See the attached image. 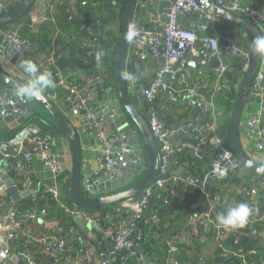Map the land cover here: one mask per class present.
Returning a JSON list of instances; mask_svg holds the SVG:
<instances>
[{"label": "crops", "instance_id": "1", "mask_svg": "<svg viewBox=\"0 0 264 264\" xmlns=\"http://www.w3.org/2000/svg\"><path fill=\"white\" fill-rule=\"evenodd\" d=\"M40 1L45 3L46 8V0ZM237 1L242 8L246 6H253L257 8L258 14L256 16V20L258 23L256 25L262 32V30H264V0ZM19 2L20 0H0V11L2 13H6L15 8ZM69 4L74 14L79 17L80 13L77 10V0H69ZM154 6L156 5L153 4L152 8ZM94 13L96 15V17L93 18V23L95 26L94 31L99 34L101 33L100 30L102 25L100 18L101 15L96 12ZM233 13L245 17L241 11H235ZM163 18H160L158 22L150 20L149 23H146V25L149 27L146 29L156 31L154 27V25H156V32L161 31L167 23L165 19L163 20ZM179 19L184 26L197 29L204 35L213 36L216 33L215 27L211 23L205 21L201 14H194L192 11H185L180 15ZM136 20L137 21H135L134 24L140 28L139 26H142L141 23L143 22L141 17L137 15ZM199 22L201 25H199ZM119 23L120 22L115 23L112 26L115 32L120 28ZM14 27L15 26H12L11 28ZM233 28H236L234 24ZM230 30L231 28H227V31ZM239 30L242 34V37L237 40L240 45L243 46L242 56H247L250 54L249 51L251 50L252 46V37L243 26H239ZM32 31L33 33L39 32H34L33 28ZM229 36L236 38V36H234L232 33H230ZM31 44L38 45L37 41L29 42L28 46ZM138 49L139 50L136 52V56L138 57L139 62L134 63V72L141 78V80L136 83V89L139 92L154 78L158 63L152 57L147 56L146 53L144 54L143 51L148 52L147 50L144 48L142 50L141 47ZM203 52V48H199L197 53L189 52L190 56H186L185 64L182 66L177 64L176 71L172 74H168L169 77H165L166 81L171 82L173 86L183 94L182 96H176V98L173 99L186 101V103L179 104L171 102V100L168 98L169 95L163 91L160 92L155 101L151 102L145 99H138V94L133 96L134 103L145 116L150 115L149 112L145 113V108H147V106L152 110L155 109V107L158 108V111L154 113L160 114L162 116L161 123L164 127L171 131L170 143L174 150V156L176 159L180 157L182 160L181 162L177 160V162L169 168V181L167 182V190L162 193V187L155 188L154 196L146 208V212L142 220V224H145L146 231L144 244L136 249L135 256L131 258H127L129 250L122 249L118 251L116 254L110 257V264H154L155 262L170 264L173 259L174 263L176 264L180 257L184 258L187 262L197 260L199 264H223V257L225 254L217 251L218 244L222 239V236L220 238L217 236L216 230L212 228L213 224L212 219L210 218L211 216L207 217L206 214L208 212H210V214L215 213L216 210H221L222 213H224L230 206L247 202H250V208L253 210V212L248 219L247 230L240 232V234L251 237V235L254 234V230H257V233H259L261 236L258 239L251 237L256 242L254 248H259V252L263 251H260V248L264 249V188L258 183L254 182L255 178L252 174L240 167L230 165V168L225 169L227 173V179L224 180L220 178L216 180L215 185L211 186L210 188L213 191H211L212 195H214L212 202H210L208 199H206L204 202H199V197L201 191H203V188H187L184 183L178 181L179 177L187 175L207 176V174L212 170L215 152L219 149V144L215 143L202 147L201 142H196L194 146H190L189 141L192 140L196 134L198 135V132H188L186 139L189 141L185 142L184 145L181 144L180 147L179 144L182 143V138L178 135L182 131L180 125L185 122H187L188 125L194 123H203V127L206 128L208 127V122L219 124L220 129L215 131L216 136L223 140L228 138L229 122L234 101L232 95L223 92L215 97L213 104H208L207 106L202 104L201 99L209 98L212 95L215 86L219 83L231 88L232 94L233 92L236 94L238 85L242 78L243 65L241 64L243 63V60L240 59L241 55H236L237 57L235 60H237L238 64L236 70H233V68L230 66H228L226 69V71L230 70L231 72L230 78L227 76L219 78L217 68H215V66L212 64H207L198 68L196 67V65H199V63L204 59L212 60L213 58L217 57L205 56L203 55ZM102 53L103 56L100 63H107L109 58L114 61V54L108 55V52L106 53L104 50ZM44 54L45 53L40 50L38 45L37 50L30 53L24 51L20 54V57L24 58V60H33L37 62L38 66L40 57ZM141 54H144L145 58H141ZM10 56L5 57L2 55L5 60H8ZM81 60V64L83 66L82 72L80 73L77 70H71L70 76L76 78L74 80H76L77 83L81 85L85 92H89L90 97L86 107L82 110H75L64 103L62 99L54 102L77 128L88 121L92 111L104 110L108 96V89H110V85H113V83L109 82L105 72L101 71L104 66H99L95 61L96 56H93L86 51L82 53ZM221 63L222 65L227 64L223 60H221ZM183 67H186L187 72L176 77L177 73ZM13 69H15V65L12 67V69L6 70L12 73ZM260 69L264 71V59ZM80 74H102L104 76L93 82H87L80 79ZM189 82L194 85L195 89L198 87V96H193V94H191V89L188 85ZM15 92V90L0 82V96L9 95L12 97V99H14L13 96L15 97ZM45 92L47 93L48 90ZM43 94L47 96V94ZM117 96L114 95L113 99L116 100ZM191 97L196 99L195 105L187 102V98ZM75 98L77 99L78 97L76 96ZM25 99L32 106V110L35 114L43 116L47 123H51L53 126H56L57 129L53 130V128H51L49 125H46L43 123V121H40L39 118L34 117V119H32L29 124L31 126L29 128H33L35 130L34 132L26 134L21 140L12 141L10 139L7 142H3L2 146L0 147V149L5 152V154L0 153V170H3L2 172H5V175L8 177L13 178L14 183L18 186L17 192H13V195L10 194L12 196H7L6 187L0 191V203L2 204L0 207V221L3 223L4 228H6L8 231V239L3 240L0 238L2 241V243L0 242V252L4 250V245L8 250H10V252L12 251L14 254H18L19 256V259H16L15 261L7 260V262L2 264H30V260L36 264H64V262L71 264L72 260L69 262V247L72 246L73 248L74 243L77 244V249L84 253L83 255L85 258L83 264H99L105 260L104 257L107 256V252L111 251L114 242L111 236H107L105 234V231L109 229L113 223L117 224L123 221L129 223L127 219V216H129V209L124 207L122 203L112 205L113 210L116 211L115 215L109 214L102 219L100 217V213H97L96 217H94V221L100 223V227L92 228L90 231H88V233L84 232L82 229H79L78 226L73 222L74 217L70 215L72 219L67 221V230L61 234L62 239L65 242V250L60 254L54 255L53 253L46 251L42 244H37L33 241L34 237H39L42 235H58V233L62 232L64 226L59 219V212H61L60 209L62 207L59 203H51V201L54 200L51 196V189L54 188L56 183V178L52 170L41 161L38 155H33L31 157L29 166L27 168H22L20 163V159H22V150L26 145L30 146L28 149L31 148L29 139L35 135H40L42 137L47 135L55 136L56 145L53 149V152L58 155L60 163L64 169V174L57 180L58 187L61 192V201L68 207L74 208L69 203L65 194L66 190H68L70 186L72 151L69 141L64 136L60 126L57 125L47 109L36 100L31 98ZM171 110H173L174 115H172L173 112ZM251 110L252 108L245 104L239 123V136L241 145L248 158L256 163L264 165V152L258 151L256 149L255 142L248 139L245 135L246 122ZM253 110L259 112V105L257 104L254 106ZM134 128L138 138L140 139L142 153L147 158L144 140L136 126H134ZM104 129L106 134V128ZM210 131L213 132V129L210 128ZM79 134L82 143L83 180L87 174L103 165L104 160L101 158L103 147L97 138H90L86 133L81 131ZM116 135H113L112 138H118ZM13 150H15L17 154H14ZM116 150H118V148L115 145L113 151ZM13 154L17 156L15 157ZM256 179L263 182L264 185L263 177H257ZM245 186H257L259 188V193L256 195H250L244 189ZM119 190H114L112 192ZM254 196L255 198L251 200ZM223 197H225V200H223ZM223 201L226 202L224 203ZM212 203L216 204L215 212L212 211ZM205 208L208 210L204 211ZM28 209L34 210L36 212L45 210L46 213H42L40 215L44 216L43 222H32L34 219L33 218L25 220L23 223L16 225L11 220V214H21ZM195 214L199 215V221H195L193 219V215ZM110 220H112V222ZM201 220L202 222H200ZM204 220H206L207 223H205ZM76 230H79L84 238L82 239L81 237L75 242H72V236ZM10 232H15L17 237H9ZM8 241H10L11 245L8 244ZM81 241H84L85 244H83ZM167 241L170 242L171 246L167 245ZM168 248L172 249L170 253L167 252ZM65 252H67L66 255ZM139 252L145 253L149 260L146 261L141 259L139 257ZM73 258L75 257L73 256ZM125 260L126 263H124Z\"/></svg>", "mask_w": 264, "mask_h": 264}, {"label": "water", "instance_id": "2", "mask_svg": "<svg viewBox=\"0 0 264 264\" xmlns=\"http://www.w3.org/2000/svg\"><path fill=\"white\" fill-rule=\"evenodd\" d=\"M173 1L174 0L125 1L122 23L120 25L119 41L114 57V73L113 77L109 79V82L113 83V85H110V89H108V96L106 104L104 106V110L92 111V113H96L97 115L106 118L104 127L106 128V136L109 140L115 141L114 143L118 145L119 142L112 138L113 135L115 136L116 134L118 138L127 137L129 139L128 145L122 151L121 159H116V156L119 152L118 150L113 152L114 160L112 163V167L118 171L120 175L119 180L110 179L109 177H102L100 178L99 183L96 185H85L82 180L83 156L82 143L78 128L72 121H70V119L64 114V112H62V110L44 94L40 98H31L41 103L47 109L57 125L60 126L61 130L64 133V136L69 141L72 151V168L67 198L69 203L76 209L87 212L90 210H99L106 206L121 204L126 200L137 197L148 188L153 187L155 184L156 178L158 177L160 164L159 154L162 151L160 150L159 142L156 140L153 131L150 128L151 115L145 116L133 101V96L139 93L136 89V83L141 80V78L134 72V63L139 62V59L136 56V52L139 50L138 48H140V46L133 40H126L125 34L133 26L135 27V29L138 28L134 24L135 21H137V15L140 16L141 20L143 21L141 23L142 26H139L140 29L149 28L146 25V23H149L151 20L148 9L150 7L152 8L153 4L156 5L152 8L154 11H161L163 8H165L167 10V14L169 15ZM195 1L198 2L204 10H211L216 16L226 21H230L236 26V28L232 27L230 31H227L225 33V36H229V34L232 33L234 34V36H236V40L239 39L240 37H242L239 26H243L252 37V46L251 50L249 51V53L251 54V64L248 70L242 73V78L235 94L229 122L228 138L223 140L219 139L216 136L215 131L220 129L219 124L208 122V127L206 128L203 127V123H194L188 125V123L185 122L180 125L182 128V131L178 134L179 137L182 138V143L179 144L180 147L181 144L184 145L185 142L189 141L186 139V135L188 132H198V135L196 134L195 137H193V139L189 141L190 146H194L196 142H201L202 147L208 144H218V142H223L229 145L231 148L230 154L228 155L227 159H225L221 163V167L218 171L209 172L207 176L199 175L200 179L204 181L203 191H201L199 202H204L206 199L212 202L214 199V195H212V190L210 188L211 186L215 185L216 180L220 179L225 174V169L230 168V165L240 167L252 174L255 178L254 182L258 183L264 188L263 182L256 179L257 177L264 178V171L259 170L263 164L256 163L248 158V156L243 151L239 136V123L241 115L246 104L247 96L251 91L254 76L262 65L264 55L258 54L253 47L254 39L257 36L262 35V32L251 19L239 16L238 14L230 12L220 6L214 5L212 0ZM196 13L200 14L199 12H194V14ZM45 14L46 8L43 1L20 0L15 8L0 15V82L15 91L18 85L27 83L29 79L28 75L21 68V64L26 60H24V58H21L20 54L24 51L29 53L33 52L38 49V45L31 44L28 46V44L26 43L20 45L14 44L13 42L10 43V47L12 50L10 54L11 56L9 55L10 58L8 60H5L2 57L3 49L1 45L13 38V34L10 31V28L25 16H29L31 18L32 28L34 29V32H38L40 17L45 16ZM168 15L163 18V20L165 19L166 22L169 19ZM92 17H96L95 13H92ZM199 25H201L200 22ZM154 27L157 31V26L154 25ZM222 42V38H219V44H221ZM242 48L243 46L241 45L240 49H226L224 51L221 50L218 55H215L217 56L216 58H213L212 60L204 59L199 63V65H196V67L198 68L200 66L212 64L213 66H215V68L218 69L222 66L221 60H223L225 61V63H227L226 65L233 68V70H236L238 65L237 60H235L236 57L241 55L240 59L243 60V63L241 65H244V62L247 59V56H242ZM46 56V54L41 56L40 62L43 61ZM186 56H190L189 52ZM14 65L15 69H13L12 73L6 70L12 69ZM39 68L40 71H43V68L41 66ZM186 72V67H183L177 73L176 77ZM122 74L130 75L131 77H133V79L126 80L122 78ZM230 75V70L223 72L224 77L227 76L230 78ZM166 77H169V75H167ZM188 85L191 90L194 89V85L191 82H189ZM113 86H115L117 90L116 94H114L112 91ZM114 95H118L116 100L113 99ZM13 98L14 99H12V105L4 107L0 106V147L2 146L3 142H7L10 139L12 141L21 140L26 134L35 131L33 128H29L31 127L29 125V118L35 114L32 110V106L27 102L25 98L18 97L16 95L15 97L13 96ZM168 98L171 100V102L174 103H186V101L173 99L169 96ZM13 109L23 110L24 113L19 114L13 112ZM3 110H6L4 115L1 114V111ZM111 111H113L114 114L112 117H109ZM157 111V107H155V109L153 110L148 106L147 108H145V113L149 112V114H151ZM171 111L173 112V110ZM172 115H174V112L172 113ZM37 118H39L40 121H43L44 124L49 125L51 128H53V130L57 129L56 126H53L49 122L47 123L43 116L37 115ZM156 118L158 121L162 120V116L160 114H156ZM134 126H136L144 140L147 158L142 153L140 139L138 138L134 130ZM209 127L213 129V132L210 131ZM170 139L171 136L167 139L168 142H170ZM29 147L30 146L26 145L25 149H28ZM0 153L5 154V152H3L1 149ZM13 153L17 154L15 150H13ZM131 153L141 156L142 160L139 164H135L130 161ZM14 156L16 157L17 155ZM101 158H103V156H101ZM2 171L0 170V178L2 179L6 187L7 196L15 191L17 192L18 186L14 183L13 178L8 177L7 175H5V172ZM167 188L168 186L164 185L162 187V193H164ZM114 190L119 191L112 192ZM254 198L255 196L251 200H253ZM223 200H225V197H223ZM223 202L225 203L226 201ZM245 204L250 207V202H247ZM212 205V211L215 212L216 204L212 203ZM73 217V222L78 226L79 229H82L86 233H88V231H90L92 228L100 227V223L89 221L84 214H78ZM199 218V215H193V219L195 221ZM127 219L129 223L136 222V220L131 219L129 216H127ZM43 220L44 216L39 215L38 217L34 218L32 222L42 223ZM110 221L112 222V220ZM200 222H202V220ZM204 222L207 223L206 220H204ZM260 236L261 235L259 233H254L251 235V237L257 239L260 238ZM81 237L82 239L84 238L81 232L79 230H76L74 235L72 236V242H75ZM0 238H2L3 240L8 239V231L6 228L0 230ZM0 242L2 243L1 240ZM81 242L85 244L84 241ZM8 244L11 245L10 241H8ZM3 249L4 250L0 252V264L7 262V260L15 261L16 259H19L18 254H14L12 251L10 252V250H8L4 245ZM69 249L70 262L74 256V249L72 248V246H70ZM64 264H67V262H64ZM170 264H175L174 259Z\"/></svg>", "mask_w": 264, "mask_h": 264}, {"label": "built area", "instance_id": "3", "mask_svg": "<svg viewBox=\"0 0 264 264\" xmlns=\"http://www.w3.org/2000/svg\"><path fill=\"white\" fill-rule=\"evenodd\" d=\"M66 0H46V14L45 16L40 17V23L47 22L49 20H54L53 12L55 10L54 3L59 4ZM83 5L87 4V1L82 2ZM213 4L230 10L232 12L241 11L243 16L251 19L255 24H257L256 16L258 14L257 8L253 6L241 7L237 0H213ZM185 11L199 12L202 18L211 23L215 27V35H204L200 31L194 28L186 27L180 22V15ZM158 12V13H157ZM149 13L151 20L158 22L160 18L168 15L167 10L164 8L161 11H154L151 7L149 8ZM3 14L0 11V15ZM169 19L165 24L164 28L159 31H152L150 29H140L136 28V37L135 41L143 50L144 54L152 57L157 61L158 66L154 78L149 82L148 85L144 86L138 93V99H145L149 102L155 101L160 92H166L171 98H176V96H182V92L179 91L176 87L173 86L171 82L165 80L166 75L172 74L176 71V65L180 64L181 66L186 62V55L188 52L197 53L199 48H203V54L208 57H213L218 55L221 50L226 49H240V43L232 36H225L227 28H232L233 24L230 21H226L218 16H216L211 10H204L198 2L195 0H174L170 9ZM23 25H17L14 28H11L10 31L13 34V38L4 42L1 47L3 49V55L5 57L11 54L10 43L14 44H28V39H25L20 31L22 30ZM100 34V33H99ZM262 35H264V30H262ZM219 38H222V44H219ZM100 37L99 36H90L85 39L82 43V47L85 51L89 52L91 55L96 56L97 52H102L100 50ZM223 47V48H222ZM144 54H141V58H145ZM65 57V53L58 51L55 47L47 54L46 58L40 62V66L43 68V71H50L52 73V78L55 82V87L50 88L47 92V97L56 102L59 99H62L64 103L69 105L72 109L82 110L86 107L88 99L90 97L89 92H85L82 89L81 85L77 83L76 80L70 78V71L63 69L60 66V61ZM264 59V58H263ZM251 64V55H247V59L244 62L242 73L246 72ZM228 65H222L217 69L219 78L223 77V72L226 71ZM42 71V72H43ZM105 75L108 79H111L113 75ZM104 75L102 74H93L86 75L80 74V79L83 81L93 82ZM105 76V77H106ZM198 89V87H197ZM192 89L191 94L193 96H198V90ZM113 93L116 94V88L113 86ZM232 94V89L222 85L221 83L217 84L213 90L212 95L209 98L201 99L203 105L207 106L208 104H213L214 99L221 93ZM78 97L77 99L75 97ZM187 102L195 105L196 99L194 97L187 98ZM259 105V112L253 110V107ZM12 105V97L9 95L0 96V106H9ZM246 105L252 108L249 113V117L246 122V131L245 135L248 139L255 142L256 149L260 152H264V71L259 69L253 79V84L251 91L246 99ZM6 110L1 111V114L4 115ZM13 112L23 114V110L13 109ZM151 115L150 128L153 131V134L156 140L160 144V150L162 151L159 154V170L158 177L156 178L155 184L153 187L148 188L140 195L135 198L126 200L122 205L128 208V215L131 219L136 220L135 223H127L126 221L120 223H113V225L105 231L107 236H111L114 240L111 251L107 252V256L104 257V261L99 264H110V257L116 254L122 249L129 250L127 258L135 256L136 249L141 247L145 241V232L142 228L143 214L148 205L150 204L155 188L163 187L167 185L169 181V167L177 162V159L174 156V150L171 146V143L168 142L171 131L163 126L161 121H158L156 114L153 112ZM113 116L111 112L109 117ZM106 118L97 115L96 113L90 114L88 121L80 125L78 128L79 132L86 133L90 138H97L102 144V156L104 158V163L100 168L90 172L83 178L85 185H96L99 183L100 178L109 177L110 179L119 180L120 175L118 171L112 167L114 160L113 157V148L116 145L118 148V154L116 159L122 158V151L128 145L129 139L127 137L115 138L119 144H114V141L109 140L105 134L104 123ZM31 143L30 149L22 150V159L20 163L22 168H27L29 162L33 155H38L41 161L48 166L55 178L56 183L54 188L51 189L52 198L60 204L62 209L70 214L71 216H76L78 214H84L89 221H94V218L87 214V212L81 211L76 208H70L61 201V192L58 187L57 180L64 174V169L60 163L59 157L53 152V149L56 145V139L54 135H47L42 137L40 135H35L29 139ZM28 141V142H29ZM29 143V144H30ZM219 149L215 152L213 157V164L211 172H216L220 169L221 163L227 159L231 150L230 147L223 143L218 142ZM116 152V153H117ZM142 158L138 154H131L130 161L139 164ZM222 179H227V173L221 177ZM179 182L185 184L187 188L191 187H200L203 188V183L199 176L187 175L178 178ZM5 189L3 181L0 179V191ZM244 189L250 195H256L259 193V188L257 186H245ZM2 204L0 203V207ZM46 213L45 210H40L36 212L34 210L28 209L21 214H11V220L19 225L25 220L33 219L38 217L41 214ZM207 217H210L211 214L208 212ZM213 225L217 236L223 233L221 228L218 227L217 220H212ZM4 229L3 223L0 221V230ZM254 233H257V230H254ZM9 237L16 238L17 234L15 232H10ZM33 241L37 244H42L46 251L53 253L54 255L60 254L65 250V242L62 237L59 235H42L39 237H34ZM167 245L171 246L170 242H166ZM172 251L171 248H168V253ZM253 251V250H252ZM240 254H243V250H239ZM84 253L77 249L76 256L72 259L71 264H83ZM139 257L143 260L148 261L147 255L143 252H139ZM126 258V260H127ZM108 259V260H106ZM126 260L124 263H126ZM30 264H36L30 260ZM155 264H163L161 262H155ZM176 264H181L177 262Z\"/></svg>", "mask_w": 264, "mask_h": 264}, {"label": "trees", "instance_id": "4", "mask_svg": "<svg viewBox=\"0 0 264 264\" xmlns=\"http://www.w3.org/2000/svg\"><path fill=\"white\" fill-rule=\"evenodd\" d=\"M83 1H87V4L83 5ZM125 1L126 0H77V10L80 13L79 17H77L72 11L69 0L60 2L59 4L55 2V10L53 12L54 20L40 23L38 33H33L32 21L29 16L23 17L14 26L23 25L20 34L25 39H28L29 42L37 41L40 50L46 55L54 47L58 51L65 53V57L60 61V66L68 71L77 70L81 73L83 67L81 64V56L82 53L86 52L82 47V43L90 36H99L100 50H104L106 53L108 52V55L114 54L115 56V51L119 41L120 28L115 32L112 26L117 22H120L119 24L121 25ZM117 7L120 8V11L119 14L115 15L114 12L116 11ZM94 12L101 15L100 18L102 25L100 34L94 31V19L92 17V13ZM33 62L37 64V62ZM103 63L104 62L98 64L99 66H104L101 71L105 70L107 75H113L114 61L109 58L107 63ZM38 66L40 67V62ZM70 78L73 80L76 79L75 77L71 76ZM47 90L49 91L50 89ZM44 93L47 94L46 92ZM231 95L233 98H235L234 92ZM37 115L38 114H34L31 116L29 118V122H31L34 117H37ZM179 158L180 157H178L177 160L181 162L182 159ZM67 192L68 190H66V196ZM49 197L51 198L50 195ZM51 203L57 204V202L54 200H52ZM207 210L208 209L205 208L204 211ZM60 211L59 219L62 222L64 228L61 233H58V235L62 237L61 234L67 230V221L71 220L72 217L62 208ZM145 212L146 210L144 211V214ZM97 213H100V217L103 219L109 214L115 215L116 211L113 210L112 205L106 206L99 210L87 211V214L93 218L96 217ZM221 213V210H216L215 213L211 214L210 218L212 220H216L217 215ZM142 228L144 229L146 235L144 223L142 224ZM212 228L215 230V226L212 225ZM221 230L223 232L220 235V237L222 236V239L218 244L217 251L225 254L223 257V264H264V249L260 248V251H263L259 252V248H254L256 242L253 238L240 234V232L247 230V224L244 227L235 230L224 228H221ZM77 248V244L74 243V257L76 256ZM239 250H243V254H240ZM66 254L67 252H65V255ZM178 262L181 264H199L197 260L187 262L182 257L179 258Z\"/></svg>", "mask_w": 264, "mask_h": 264}, {"label": "clouds", "instance_id": "5", "mask_svg": "<svg viewBox=\"0 0 264 264\" xmlns=\"http://www.w3.org/2000/svg\"><path fill=\"white\" fill-rule=\"evenodd\" d=\"M136 37L135 27H131L125 34V39L132 41ZM253 47L258 54L264 55V35L257 36L253 41ZM103 53H96V62H101ZM22 70L28 75L27 83L18 85L15 95L22 98H40L43 93L50 88L55 87V82L50 71H40V68L31 60H26L21 64ZM122 78L131 80L130 75L122 74ZM264 171V165L259 169ZM253 210L245 203H238L235 206L227 208L226 212L217 215L218 227L224 229H238L244 227Z\"/></svg>", "mask_w": 264, "mask_h": 264}, {"label": "rangeland", "instance_id": "6", "mask_svg": "<svg viewBox=\"0 0 264 264\" xmlns=\"http://www.w3.org/2000/svg\"><path fill=\"white\" fill-rule=\"evenodd\" d=\"M119 11H120V9H119V8H116V11L114 12L115 15L119 14ZM117 23H118V22H117Z\"/></svg>", "mask_w": 264, "mask_h": 264}]
</instances>
